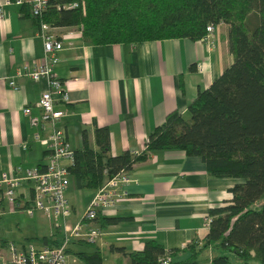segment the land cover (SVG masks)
Masks as SVG:
<instances>
[{
  "label": "crops",
  "instance_id": "crops-1",
  "mask_svg": "<svg viewBox=\"0 0 264 264\" xmlns=\"http://www.w3.org/2000/svg\"><path fill=\"white\" fill-rule=\"evenodd\" d=\"M25 1L2 6L0 175L14 167H44L47 163V149L33 140L35 129L21 110L30 106L32 114L39 115L37 102L46 88L45 79L33 80L18 73L25 64L41 63L43 57L38 22ZM54 30L64 46L53 71L68 95V101L58 102L56 107L67 111L59 125L72 150L81 147L83 131L94 145L95 126L108 128L113 155L141 150L148 134L164 122L169 112L185 114L198 92L232 62L225 23L216 25L208 39L168 38L132 44L85 43L75 26H57ZM4 78L14 80L18 88ZM62 163L70 164L66 159ZM129 175L131 181L119 190L123 198L98 210L99 216L117 217L118 222L106 227H101L98 218L88 222L102 231L92 247L100 250L103 264H129L128 256L115 247L127 252L142 250L149 239L165 249L181 250L191 242L201 245L208 231V209L229 203L231 188L242 181L209 175L199 156L179 149L151 153L135 163ZM31 187L29 181L18 187L20 201L28 199ZM95 192L69 186V223L82 219ZM1 205L4 211H10L5 199ZM188 254L180 252L178 258ZM212 255L206 248L198 261L208 262Z\"/></svg>",
  "mask_w": 264,
  "mask_h": 264
},
{
  "label": "trees",
  "instance_id": "trees-1",
  "mask_svg": "<svg viewBox=\"0 0 264 264\" xmlns=\"http://www.w3.org/2000/svg\"><path fill=\"white\" fill-rule=\"evenodd\" d=\"M77 1L79 6L57 9V4ZM34 18V17H33ZM39 19L52 26H75L89 44H132L168 38L200 40L209 24L228 25L232 62L206 88L198 92L185 114L169 112L162 124L147 136L143 148L111 153L107 127L95 126L94 145L82 132L81 147L73 150L67 166L75 189L97 190L120 170L130 171L151 153L183 150L199 156L214 177L242 179L232 188L229 203L211 207L208 231L202 244L183 249H165L155 239L142 250L126 251L129 264H264V0H49ZM101 227L118 222L117 217L97 216ZM59 231H57L58 233ZM55 235V234H53ZM44 237V243L59 240ZM72 241L66 252L71 253ZM210 248L208 262H199L200 252ZM180 252H189L179 259ZM82 264H103L98 248L74 252Z\"/></svg>",
  "mask_w": 264,
  "mask_h": 264
},
{
  "label": "built area",
  "instance_id": "built-area-1",
  "mask_svg": "<svg viewBox=\"0 0 264 264\" xmlns=\"http://www.w3.org/2000/svg\"><path fill=\"white\" fill-rule=\"evenodd\" d=\"M10 2L23 3V0H4L0 3V21H3V4ZM29 13L34 18H40L49 7V0H26ZM79 6L77 1L57 4V9H70ZM57 26H52L39 19L37 35L43 44V57L39 64H25L18 73L26 75L33 80H46V88L41 92L37 102L40 109L39 115L31 112L30 106H24L21 110L27 117L29 124L35 129L32 138L39 141L47 149V163L44 167L34 166L28 168L14 167L0 175V214L4 212L1 201L6 200L8 206L13 209L25 210L33 215L34 210H41L49 218L55 232H63V237L57 245L43 243L36 246L33 243L18 247L13 242H0V264H69L66 252L72 241L97 242L102 234L100 228L90 226L89 221L97 216L99 209L113 206L123 198L120 187L129 181V171L120 170L107 179L95 192L87 208L83 212L82 219L74 224L68 219L72 213V207L66 192L70 186L69 170L62 163L63 159L72 162L73 150L66 139L64 130L59 125L67 111L56 107L58 102H67V91L63 89V81L57 77L53 68L59 61V52L63 49V40L55 32ZM215 24L206 27L208 39L215 30ZM78 33H81L78 27ZM7 83L17 89L15 81L4 78ZM44 132L43 135H41ZM24 148L26 145L23 146ZM137 152V151H134ZM29 181L32 184L30 201H20L17 189L22 182ZM60 219V224L53 222ZM210 218L205 217V225H209ZM57 239V238H56ZM169 259H162L163 264H168Z\"/></svg>",
  "mask_w": 264,
  "mask_h": 264
},
{
  "label": "rangeland",
  "instance_id": "rangeland-1",
  "mask_svg": "<svg viewBox=\"0 0 264 264\" xmlns=\"http://www.w3.org/2000/svg\"><path fill=\"white\" fill-rule=\"evenodd\" d=\"M90 190V189H88ZM28 200L31 199V194L28 195ZM264 203V197L260 199L254 206L259 208ZM10 210L11 208L7 206ZM53 222L60 224V219H53ZM55 234V235H53ZM44 237L57 238L60 240L63 237V232L57 233L54 226L51 225L49 218L41 210H34L33 215H29L25 210L13 209V211H4L0 214V242H13L18 247L33 243L40 246L44 243ZM48 239V240H49ZM50 241V240H49ZM93 243L83 242L82 244H73L71 246V253L68 256L69 264H82L74 252L81 250H92ZM229 258L235 263L240 264V260L233 255ZM251 264H259L258 261H251Z\"/></svg>",
  "mask_w": 264,
  "mask_h": 264
}]
</instances>
